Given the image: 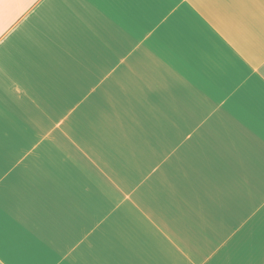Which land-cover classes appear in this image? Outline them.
Listing matches in <instances>:
<instances>
[{"label": "crops", "instance_id": "1", "mask_svg": "<svg viewBox=\"0 0 264 264\" xmlns=\"http://www.w3.org/2000/svg\"><path fill=\"white\" fill-rule=\"evenodd\" d=\"M0 264H264V0H0Z\"/></svg>", "mask_w": 264, "mask_h": 264}]
</instances>
